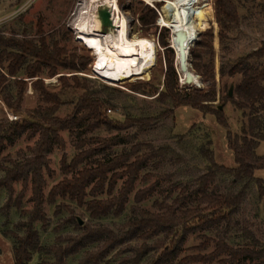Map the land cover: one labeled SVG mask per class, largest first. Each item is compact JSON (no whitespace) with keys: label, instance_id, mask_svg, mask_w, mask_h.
I'll return each instance as SVG.
<instances>
[{"label":"trees","instance_id":"trees-1","mask_svg":"<svg viewBox=\"0 0 264 264\" xmlns=\"http://www.w3.org/2000/svg\"><path fill=\"white\" fill-rule=\"evenodd\" d=\"M153 1L159 9L166 0ZM262 6L264 8V4ZM214 11L219 42L223 45L229 34L239 27L238 10L233 0H216ZM134 14H138L143 29L156 30L159 18L156 9L138 7ZM44 35L42 30L37 31L34 38L0 35V103L5 113L17 117L14 121H0V158L7 143L12 145L22 138L26 141L36 139L27 153H18V159L8 156L0 161L3 174L0 191L7 196L1 212L7 217L10 210L15 209L21 218L13 226L14 230L2 231L12 240L14 264H29L34 256L36 264H69L68 261L75 257H79L75 264H264V245L245 228L241 229V235L246 245L233 246L225 238L201 235L198 245L185 248L192 235L228 227L245 203L252 185H256L258 199H264V180L255 178V172L264 169V156L256 154L260 142L264 141V69L249 66L251 61L264 59V42L255 51L239 58L227 72L230 78L242 77L235 89L237 100L232 103L247 118L240 135L227 132V146L232 152L234 166L217 164L211 145H203L198 153L207 162L206 171L197 177L196 187L189 191L177 182L171 183L174 174L147 172L155 160L172 157L173 164L180 163L182 159L175 150L134 141L141 132L174 118L175 112L182 107L204 116L213 115L217 123L226 128L220 110L214 109L218 93L212 32L202 33L189 53L193 71L206 79L208 86L203 90L182 91L173 52L167 44L168 31L162 30L158 41L166 52L164 80L137 82L127 88L168 107L154 116L126 115L121 123L109 119L107 111L114 109L113 106L89 89L87 79L78 76L87 70L88 61ZM60 69L72 75L59 77V90L47 87L42 77L45 70L48 78H54L60 74ZM224 75L225 68L221 66L220 78ZM29 88L39 94L41 105L25 110L23 103ZM66 90L80 92V96L63 102L61 94ZM223 99L228 100L229 94ZM66 105L72 107L71 113L60 118L58 113ZM102 128L116 135L86 137ZM133 128L136 129L133 135L122 134ZM61 132L76 137V153L70 160L65 154L66 144ZM117 147L122 149L111 154ZM56 149L63 153L60 160L63 177L45 194L44 173L50 175L48 157ZM222 176L231 177V183L242 184L241 188L234 193H220L216 183ZM163 182L170 184L161 188ZM18 184L21 190L14 197ZM139 184L141 188L137 189ZM178 189V195L173 198ZM28 190L31 209L24 206ZM154 195L161 198L153 202V211L143 208L142 204ZM131 196L134 203L130 207L131 214L118 227L91 222L123 217ZM58 200L62 203L57 204ZM45 205L54 207V217L59 218L64 211L69 214L53 229L56 234L71 224L76 232L59 234L54 244L45 245L36 228L38 223L42 230L50 225ZM72 205L82 210L89 222L81 225ZM211 244L214 249L204 253Z\"/></svg>","mask_w":264,"mask_h":264},{"label":"rangeland","instance_id":"rangeland-1","mask_svg":"<svg viewBox=\"0 0 264 264\" xmlns=\"http://www.w3.org/2000/svg\"><path fill=\"white\" fill-rule=\"evenodd\" d=\"M171 1V0H166ZM216 0H199L198 3L204 5V15L199 23L198 33L199 37L196 43L200 40L202 33L211 31L213 35V50H214V78L217 83V99L214 103V109L220 110L223 119L226 122V128L217 123V119L213 115H202L200 112L192 110L187 107H182L175 112L174 118L167 119L158 123L153 128L141 132L135 139L134 143H150L155 147L169 146L175 150L181 157L182 161L178 164H173L174 158L167 157L163 160H155L150 163L147 172H153L157 175L174 174L171 183H179L182 187H186L192 191L196 187V179L205 173L207 162L202 159L198 150L203 145L210 144L214 152V160L217 164L226 167L234 166V159L232 152L227 146V132L232 135H240L243 126L247 125V118L243 117L241 111L236 109L232 101L237 100L235 93L236 87L241 82L242 77L236 76L230 78L227 72L232 65L241 57L248 55L255 51L264 42V0H233L237 7L240 24L237 29H234L230 34L225 44L219 42V28L215 18L214 4ZM81 0H0V35L6 38L16 36L18 39L23 37H35L37 31L42 30L48 40L53 39L59 42L60 46L67 48L69 52L75 53L78 57L84 58L88 61L87 70L78 74L80 78L88 80L89 89L98 93V95L108 101L114 109L107 111L109 119L118 123L124 121L126 115L133 117L138 116H154L160 113L168 106H161L153 98L145 97L140 94H134L127 88L128 85L137 82H149L155 80L163 81V70L166 64L165 49L159 44L158 34L162 30H167V44L173 52L174 68L178 78V84L182 91L189 89H206L208 82L204 78L197 75L191 65L189 56L190 71L197 77V84H186L181 81L180 74L176 67V56L174 50L171 48V31L168 28L161 27L158 23L160 18L168 20L173 19L172 6L169 4H162V7L157 9L155 2L150 0H117L118 7L121 14L127 21V35L129 39L146 38L155 43L156 55L155 63L148 71V77L143 78H128L122 82L112 83L103 80L95 68V57L90 49L83 44L76 41L75 31L73 30L74 13L78 3ZM133 5V7H132ZM137 6V7H136ZM132 7V9H130ZM138 7L154 8L159 12V18L156 21V30L143 29L138 21V14H134V10ZM162 15V16H161ZM51 37V38H50ZM193 45V47L196 45ZM191 47V49L193 48ZM190 53V52H189ZM190 55V54H189ZM30 61V59L28 58ZM221 66L225 68L224 78L220 77ZM251 69H264V59L260 61H251L249 64ZM47 70H45L43 80L45 85L51 89L59 90L60 76H71L68 71L59 70L60 74L54 78H48ZM13 80V79H8ZM226 85V89L224 86ZM226 93H230L229 99L225 100ZM80 92L71 90L62 91L61 98L63 102H69L77 99ZM41 105L39 94L34 93L30 88L27 90L23 108L35 109ZM71 106H64L58 113L60 118L71 113ZM9 115L2 109L0 103V121L9 120ZM264 116V115H263ZM264 118V117H263ZM136 129L124 131L123 135H133ZM66 144L65 154L70 160L76 153L75 144L76 137L68 132H61ZM116 133H109L104 128L96 130L86 137H106L109 138ZM36 139L26 141L24 138L15 143L8 144L0 161L10 156L12 159H18L19 152L27 153V148L34 145ZM129 146H127L128 148ZM122 147L112 149L111 154L118 153ZM257 156H264V141L260 142L256 150ZM63 153L56 149L49 155V169L50 175L44 173L46 180L45 194L62 180L60 172V160ZM3 174L0 173V177ZM255 178L264 180V169L255 172ZM231 177L222 176L218 179L216 186L220 193L237 192L242 184L233 185ZM154 181V180H153ZM152 181V182H153ZM170 183H162L161 188H166ZM141 188L139 184L137 189ZM21 190L20 184L15 186V195ZM179 193V189L175 191L173 198ZM31 196L30 190L25 194L24 206L26 209H31L32 205L29 203ZM161 198L159 195H154L153 198L142 204V207L153 211L152 204L156 199ZM7 196L3 191H0V264H14L12 253V240L5 237L2 233L4 230H14L13 226L21 221L17 211L11 209L9 215L6 217L5 213L1 212L2 206L5 204ZM62 203L58 200L57 204ZM133 198L131 196L128 207L120 218H107L99 221H91L95 223L106 224L110 227H118L126 219L129 218L131 212L130 207L133 205ZM77 218L81 225L89 222L87 215L83 211L75 208L72 205ZM47 217L50 219V225L46 230H42L41 224L38 223L36 228L39 231L42 242L45 245L54 244L56 236L59 234H74L76 232L74 225H67L63 230L56 234L54 228L62 223L61 221L69 216L68 212L64 211L60 217H54V207L45 205L44 207ZM245 228L252 232L254 237L264 245V199L259 200L257 197L256 185H252L248 190L245 203L241 206L239 211L233 216L232 222L228 227L222 226L218 230L209 232H200L189 237L185 248H191L201 242L199 236L206 235L214 239L225 238L230 245L242 246L248 244L242 238L241 229ZM214 249L211 244L204 253H209ZM184 253L183 255H186ZM79 257L72 258L68 261L69 264H75ZM37 257L34 256L29 264H36ZM141 264H145L142 262ZM199 264V263H197ZM218 264V263H214ZM254 264V263H244Z\"/></svg>","mask_w":264,"mask_h":264},{"label":"bare ground","instance_id":"bare-ground-1","mask_svg":"<svg viewBox=\"0 0 264 264\" xmlns=\"http://www.w3.org/2000/svg\"><path fill=\"white\" fill-rule=\"evenodd\" d=\"M150 2V0H147ZM199 0H171L173 19H159L161 27L171 31V45L176 56V67L184 83L197 84L190 71L189 52L198 39L204 5ZM100 6L110 9L114 30L100 34L98 18ZM73 20L76 41L90 49L95 57L96 73L105 81L120 83L126 79L148 77L155 63V43L146 38L129 39L127 21L121 14L117 0H81Z\"/></svg>","mask_w":264,"mask_h":264},{"label":"water","instance_id":"water-1","mask_svg":"<svg viewBox=\"0 0 264 264\" xmlns=\"http://www.w3.org/2000/svg\"><path fill=\"white\" fill-rule=\"evenodd\" d=\"M165 2H167V1H164V3ZM98 18H99V21L101 23L100 34H107V33L111 32L112 30H114V24L112 22V16H111L109 8H106L104 6H100L99 11H98ZM158 23H159V21H158ZM186 84H190V83L186 82ZM229 95H230V93H229Z\"/></svg>","mask_w":264,"mask_h":264},{"label":"built area","instance_id":"built-area-1","mask_svg":"<svg viewBox=\"0 0 264 264\" xmlns=\"http://www.w3.org/2000/svg\"><path fill=\"white\" fill-rule=\"evenodd\" d=\"M9 120L10 121H14V120H17V117L13 116V115H9Z\"/></svg>","mask_w":264,"mask_h":264}]
</instances>
